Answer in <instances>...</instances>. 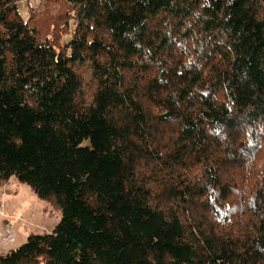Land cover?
<instances>
[{"label":"trees","instance_id":"16d2710c","mask_svg":"<svg viewBox=\"0 0 264 264\" xmlns=\"http://www.w3.org/2000/svg\"><path fill=\"white\" fill-rule=\"evenodd\" d=\"M20 1L0 204L15 176L61 217L0 264H264V0Z\"/></svg>","mask_w":264,"mask_h":264},{"label":"rangeland","instance_id":"374dc122","mask_svg":"<svg viewBox=\"0 0 264 264\" xmlns=\"http://www.w3.org/2000/svg\"><path fill=\"white\" fill-rule=\"evenodd\" d=\"M19 7L22 17L27 20L31 15L30 7L41 9L42 0H21ZM70 39L71 33L63 42ZM1 201L0 254L18 248L31 234L51 232L61 217L59 208L40 198L30 185L15 176L1 189Z\"/></svg>","mask_w":264,"mask_h":264}]
</instances>
